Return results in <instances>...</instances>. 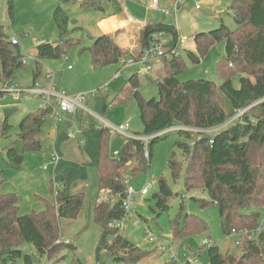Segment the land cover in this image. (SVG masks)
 I'll use <instances>...</instances> for the list:
<instances>
[{"label": "trees", "instance_id": "1", "mask_svg": "<svg viewBox=\"0 0 264 264\" xmlns=\"http://www.w3.org/2000/svg\"><path fill=\"white\" fill-rule=\"evenodd\" d=\"M5 1L10 15L13 0ZM73 1L80 8H98L100 0ZM109 1L114 14L121 13L118 1ZM230 10L235 28L230 30L221 24L208 33L196 34L193 40L197 55L190 51L187 53L194 57L195 62H199L208 49L224 43V62L237 68L234 75L238 72L241 75L238 88L231 81L234 75L223 77L219 86L201 78L179 81L178 74L184 70V61L179 53L176 56L169 55L158 61L160 63L162 60L163 63L161 77L149 80L157 85V99H141L139 89L142 83L134 73L128 78L127 86L109 103L123 104L130 96L135 98L143 124L142 133L135 135L149 137L148 159H143L144 146L139 140L125 138V146L113 157L108 148L111 135L106 127L90 122L88 128L82 130L83 152L89 159L85 165L97 169L99 194L105 193L112 198L107 202L97 199L93 208L94 221L101 230L97 255L107 251L113 261L124 264L137 263L147 256L146 252L140 253L138 247L122 237L118 227L109 225L117 224L125 217L122 201L126 182L147 170L152 146L167 134L176 133L182 139L175 146L185 162L184 192L191 189L207 192L209 200L197 202L201 208L208 205L218 208L221 230L225 236L232 235V231H243L236 242L237 247H240L239 255L230 252L222 254L212 242L208 247L203 246L209 264H264V219L261 225L258 223V210L264 211V0H233ZM60 12V8L54 11V20L63 42L37 45L33 57L34 81L40 73L41 59L60 58L66 48L76 44L73 39H65L64 27L68 20H60ZM157 33H163L168 38L170 50L179 42L175 27L161 20L141 27L138 42L141 50L148 47L151 37ZM10 38L0 27V84L7 86H12L14 72L24 65V57L17 44H11ZM89 52L95 67L120 61L126 64L125 54L108 34L96 38ZM3 94V90L0 91V98ZM107 107L109 105L104 104L103 110ZM50 112V108L41 109L28 114L19 123V142L4 148L7 166L20 170L24 154L41 147L34 138L40 136ZM238 113L240 115L234 121L225 125L230 117ZM9 128L5 118L1 135H6ZM213 129L216 131L209 133ZM31 140H34L33 143ZM167 166L172 178L178 179L181 163L176 160L174 153L169 156ZM59 168L60 160L52 173L61 189L56 204L52 205L48 201L45 210L25 214L20 212L18 196L14 192H3L6 183L0 172V264H34L33 256L49 260L58 245L57 221L74 220L84 209L85 193L72 191L76 178L86 180L83 167L62 171ZM171 197L166 180L159 178L157 190L149 199L154 203L151 211L159 216L169 208ZM251 208L256 212H245ZM183 211L181 203L178 218L170 221L173 241L206 231V225L200 218ZM179 218H183L182 226ZM25 244L31 245L34 253H24L21 248ZM76 264L82 263L76 260ZM185 264L191 263L186 261Z\"/></svg>", "mask_w": 264, "mask_h": 264}, {"label": "rangeland", "instance_id": "2", "mask_svg": "<svg viewBox=\"0 0 264 264\" xmlns=\"http://www.w3.org/2000/svg\"><path fill=\"white\" fill-rule=\"evenodd\" d=\"M117 1L125 6L126 13L129 12L137 17L147 11L144 7L150 0ZM173 1L159 0L160 6L163 8H168ZM232 2L233 0H182L176 16L169 12L162 18V21L164 20L175 27L179 37L186 38L177 47L178 53L184 61V70L178 74L179 81L201 78L210 80L219 86L223 77H231L237 72L234 65L231 66L224 62V43L215 44L208 49L199 62H195L194 57L187 53L190 51L197 55L193 40L196 34L208 33L221 24L230 30L235 28L230 10ZM12 5V13L9 15L6 1L0 0V27L9 37H15L17 48L24 57V65L14 72L12 86L0 84V91L3 90L4 93L0 98V172L6 183L3 192H14L18 196L20 212L23 214L39 213L45 210V203L48 201L52 205L56 204V197L61 190L60 184L53 177V165H50L48 159L52 148L50 140L55 132L54 128H59L69 134V132L75 133L77 129L81 131L88 128L90 122L99 126H104V122H106L111 126H127L130 133L141 134L143 124L140 120L137 102L133 96H130L123 104L109 103L127 86L128 78L134 73L142 83L139 89L141 99H157V85L149 80L161 77L163 63L162 60L160 63H156L147 76L142 74V67L127 63L124 65L121 61L103 67L92 65L89 48L92 42L103 34L112 37L127 60L131 57L136 58L141 50L138 42L142 26L129 23L122 12L115 15L109 0H100L98 8H80L78 3L73 0H13ZM57 8L61 9L58 18L68 20L64 27L65 39H73L76 44L66 48L60 58L41 59L40 73L34 81L35 61L33 57L37 45L58 43L60 39L62 41L58 44L63 42V38L59 37L54 20V11ZM114 22L115 25H113ZM117 22H121L122 26H119ZM125 45L127 48H124ZM239 73H236L237 75H234L231 80L235 88L239 87L241 76ZM49 74L54 75V92L66 93L69 96L85 95V102L83 107H76L71 115L64 117L66 121L64 119L58 122L52 121L50 112L40 136L36 135L34 138L35 142L41 144V147L37 151L25 153L21 169L14 170L10 165H6L4 148L19 142V123L28 114L41 110L44 101L41 97H24L15 101V94L4 92V87L24 92L35 84L36 88L48 90L50 81L45 77ZM50 103L55 106L54 100H51ZM104 104L109 105L106 110H103ZM51 107L53 106H49L50 111H52ZM239 115L240 113L230 117L225 125L234 121ZM5 118H7L10 128L6 135H1V125ZM215 131L213 129L209 133ZM34 140H31V143ZM178 140L182 139L176 133H169L165 138L155 143L152 146L149 167L128 184L136 193L131 197L128 214L120 221L119 231L122 237L138 247L140 253L142 251L147 253V256L134 264H185L183 256L190 253L197 257L199 264H209L206 249L203 248L205 239H209L210 243L217 246L218 251L222 254L225 252L240 254V247L238 248L236 245L237 236H225L221 230L218 208L215 205H208L204 208L199 206L197 200H209L207 192L198 189L184 192L185 162L180 150L175 146ZM79 141L81 140L65 141L62 146L63 152L68 153L71 148L77 150ZM108 143L111 154L119 153L125 146V138L112 135ZM55 151L60 160L58 150L55 149ZM82 152L81 148L79 152H73L70 156L76 159V162H80L79 156L81 159L82 157L87 159L84 154L82 155ZM172 153L181 163L179 178L176 180L172 178L167 166L168 158ZM45 166L48 167L47 170L43 169ZM83 171L86 180L82 181L76 178L78 187L73 186L72 191L85 193L84 209L74 220L60 219L57 221L58 245L52 251L49 260L37 259L33 256L34 264H76V260L82 264H124L113 261L107 251L96 254L101 230L94 221L93 208L97 199L107 202L112 198L105 193L99 194L98 172L94 166L86 165L83 167ZM159 178L166 180L172 197L168 201L169 208L156 216L150 209L154 203L149 199L157 190ZM5 183L3 187H5ZM147 183L151 184L148 194L146 196L139 195L137 192ZM181 203L184 207L183 213L193 214L200 218L206 225V231L187 239L173 241L170 221L178 218ZM245 212H256V210L251 208ZM258 212L260 216L258 223L261 225L264 211L258 210ZM178 220L182 226L183 218ZM146 229L154 238L153 242L148 240ZM168 245L173 249L172 254L179 258L178 262L173 263L171 260V252L167 249ZM21 249L24 253H34L31 245L25 244Z\"/></svg>", "mask_w": 264, "mask_h": 264}, {"label": "built area", "instance_id": "3", "mask_svg": "<svg viewBox=\"0 0 264 264\" xmlns=\"http://www.w3.org/2000/svg\"><path fill=\"white\" fill-rule=\"evenodd\" d=\"M181 2H182V0H174L171 3V5H169L168 8H163L160 6L159 0H150L149 3L146 5V7L148 10L157 11V12L162 13L164 15H167L169 12H172L173 15L176 16L178 9L181 5ZM185 40H186L185 37H179L178 44H176L174 49L170 50L168 47V38L163 33H157L151 37V40L149 41L147 48L141 50L139 55L136 58L131 57L130 59L126 60V63L128 65L142 67V74L147 75L153 69V66H154L153 64L158 62L160 59H163L169 55L176 56L178 54L177 47H178L179 43L182 41H185ZM10 41H11L12 45L17 44V41H16L14 36L10 38ZM69 69H71V67H69ZM45 79L50 81V87L48 90L36 88L35 84H33L31 88L27 89L24 92L16 91L11 87H4V90H5V92H8V93H14L15 94V101H19L24 97L25 98L26 97H32V98L41 97V99L44 101V104H42L41 109H46V108H49V106H53V107H51V110H52L51 111V119L54 122L60 121L64 115H71L76 107H83V104H84L85 98H86L85 95L69 96L66 93H56L53 91V87L55 85L54 75L53 74L46 75ZM51 100L55 101V106L52 103H50ZM104 127H106L108 129V132L111 136L112 135H118V136H121L123 138L136 139V140L141 141L143 143V146H144V157H145V159L149 158V153L147 150L149 137L137 136L133 133H130L128 131L127 126H111V125L107 124L106 122H104ZM78 133H79L78 131H76L75 133L70 132L67 137L70 140H74V139H76ZM79 135H80V133L78 134V136ZM117 155H118L117 152H114L112 154L113 157H116ZM50 160H51V164L55 168L59 162L58 154L55 151H53L50 154ZM43 169L46 170L47 167L45 166ZM128 184H129V182L127 181L126 182L125 197L122 201V208L124 210L125 217L129 211V204L131 201V197L134 193H136L132 189L131 186H128ZM150 188H151V184L147 183L137 193L141 196H146L148 194V191ZM109 226L110 227L116 226V227L120 228L121 223L119 222L117 224H110ZM145 233L148 236V240L150 242H153L154 238L152 237L150 231L148 229H146ZM242 233H243V231H241L239 233H235L234 231H232V235L237 236V238L240 235H242ZM203 246H205V247L210 246V242L207 240H204ZM167 249L171 252V260L173 262H178L179 258H177L176 255L172 254L173 249L171 248L170 245L167 246ZM183 258H184L185 262L187 261L191 264H199L197 257H194L191 253L187 256H183Z\"/></svg>", "mask_w": 264, "mask_h": 264}, {"label": "crops", "instance_id": "4", "mask_svg": "<svg viewBox=\"0 0 264 264\" xmlns=\"http://www.w3.org/2000/svg\"><path fill=\"white\" fill-rule=\"evenodd\" d=\"M121 5V4H120ZM121 8H122V13H124V15L126 16L127 20L129 23H133L134 25H137V26H143L147 23H154V22H159L162 20V18L165 16L164 14L162 13H159L157 11H151V10H148L147 7H144L145 10H147L146 12H144L142 15H139V16H135L133 14H130L129 12H127V10L125 9V6L124 5H121ZM120 15V14H119ZM119 15H117L119 17ZM164 21V20H163ZM124 21L122 20V23ZM117 24L119 26H122L120 25L121 22H117ZM115 25V22L114 24ZM119 46V45H118ZM124 48H127V46L125 45ZM158 63V62H156ZM156 65V64H155ZM155 65L153 67H155ZM66 116H69V115H64L62 117L61 120L64 119V117ZM66 121V118L64 119ZM53 121V120H52ZM57 125V124H56ZM55 126V125H54ZM96 126H99L98 124H96ZM64 128V127H62ZM55 129V132H53V135L51 137V145H52V148H55L56 150H58L59 154H60V161H61V168H59L60 171L62 170H67V169H70L71 167H75V168H79V167H84L86 166L85 164L89 162V159L88 157L85 155L84 152H82V155L84 154L86 156L87 159H84L82 157V159L80 158V156L78 157L81 161L80 162H76L75 160L76 159H73L70 154H73V152H79V150H81V148L83 149V144H84V136H83V133H82V130L79 131L77 129V131L80 133V135L78 136L77 134V137L76 139L74 140H70L68 139V134H66L63 130H60L59 128H54ZM70 133V132H69ZM77 139H80L81 141L78 142L79 144V147L78 149L76 150H72L69 149L68 153H64L63 150H62V146L63 144L65 143V141H76ZM65 140V141H64ZM55 149H53L52 151L50 150V152L52 153L53 151H55ZM49 152V155H48V159L50 161V165H51V160H50V153ZM56 152V151H55ZM48 168V167H47ZM47 170V169H46ZM53 170H55V168L53 167ZM52 170V172H53ZM75 188L78 187L77 186V183L74 184ZM192 254V253H191Z\"/></svg>", "mask_w": 264, "mask_h": 264}, {"label": "water", "instance_id": "5", "mask_svg": "<svg viewBox=\"0 0 264 264\" xmlns=\"http://www.w3.org/2000/svg\"><path fill=\"white\" fill-rule=\"evenodd\" d=\"M62 39H60V41L58 43H61Z\"/></svg>", "mask_w": 264, "mask_h": 264}]
</instances>
